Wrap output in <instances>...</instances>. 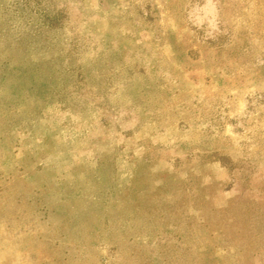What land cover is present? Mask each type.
<instances>
[{"label":"rangeland","instance_id":"374dc122","mask_svg":"<svg viewBox=\"0 0 264 264\" xmlns=\"http://www.w3.org/2000/svg\"><path fill=\"white\" fill-rule=\"evenodd\" d=\"M0 264H264V0H0Z\"/></svg>","mask_w":264,"mask_h":264}]
</instances>
